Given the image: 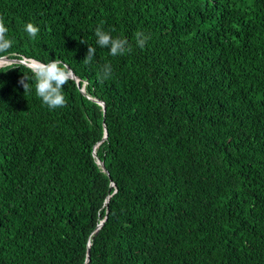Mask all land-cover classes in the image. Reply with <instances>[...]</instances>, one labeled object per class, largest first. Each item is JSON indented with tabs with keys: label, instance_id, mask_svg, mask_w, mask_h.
I'll list each match as a JSON object with an SVG mask.
<instances>
[{
	"label": "trees",
	"instance_id": "trees-1",
	"mask_svg": "<svg viewBox=\"0 0 264 264\" xmlns=\"http://www.w3.org/2000/svg\"><path fill=\"white\" fill-rule=\"evenodd\" d=\"M0 16V57L79 78L49 109L29 66H0V264H264V0H0ZM97 26L132 52L110 56Z\"/></svg>",
	"mask_w": 264,
	"mask_h": 264
},
{
	"label": "clouds",
	"instance_id": "clouds-1",
	"mask_svg": "<svg viewBox=\"0 0 264 264\" xmlns=\"http://www.w3.org/2000/svg\"><path fill=\"white\" fill-rule=\"evenodd\" d=\"M8 28L5 25L4 18L0 16V54L7 53L12 47L13 41L8 35ZM25 31L30 38L35 39L39 33V28L31 22L25 25ZM96 44L101 48L108 49L110 56H122L126 53H131L133 48L129 44L127 38L120 36L113 37L111 31H105L102 26L95 28ZM150 37L141 31L134 33L135 45L141 49L144 48L147 40ZM96 49L92 46H87V52L83 58L85 64H91ZM32 73V79L35 82V94L41 99L42 103L49 109L63 108L67 105L63 88L67 82V65L54 58L48 60L47 63L33 61L29 66ZM112 66L110 63H105L100 67L99 79L107 80L112 76ZM18 83L23 87L24 93L32 90V85L24 76Z\"/></svg>",
	"mask_w": 264,
	"mask_h": 264
},
{
	"label": "water",
	"instance_id": "water-1",
	"mask_svg": "<svg viewBox=\"0 0 264 264\" xmlns=\"http://www.w3.org/2000/svg\"><path fill=\"white\" fill-rule=\"evenodd\" d=\"M28 61H36L34 59H31V58H23V59H12V58H9L8 56H2L0 57V66L1 65H4V64H7V63H11V62H19V63H23V64H26L27 66H31L32 64H30ZM67 77H71V78H74L77 82L79 80V78L74 74L73 70L71 68L68 69V72H67ZM81 91L84 92V87L82 86L81 87ZM102 107L104 108L105 107V104L103 101H98ZM107 136V130L105 129V135H104V138ZM93 154L94 156L96 157V160H97V163L100 165V167L102 168L103 171H105L106 173H108L104 163L102 160H100L98 157H97V154L95 152V150L93 151ZM108 200V198H107ZM108 211V209H107ZM107 216H105V218L98 224V227H100L102 225V223L104 222V220L106 219ZM88 260V259H87Z\"/></svg>",
	"mask_w": 264,
	"mask_h": 264
},
{
	"label": "bare ground",
	"instance_id": "bare-ground-1",
	"mask_svg": "<svg viewBox=\"0 0 264 264\" xmlns=\"http://www.w3.org/2000/svg\"><path fill=\"white\" fill-rule=\"evenodd\" d=\"M30 64H33V62L32 61H28Z\"/></svg>",
	"mask_w": 264,
	"mask_h": 264
}]
</instances>
